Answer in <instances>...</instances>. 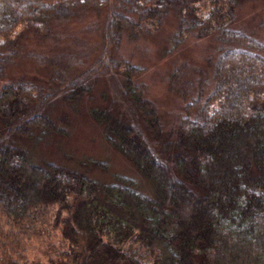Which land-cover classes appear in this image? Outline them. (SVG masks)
<instances>
[{"label": "trees", "instance_id": "trees-1", "mask_svg": "<svg viewBox=\"0 0 264 264\" xmlns=\"http://www.w3.org/2000/svg\"><path fill=\"white\" fill-rule=\"evenodd\" d=\"M241 1L0 0V209L9 221L20 227L56 206L74 264H264V39L238 29ZM102 8L104 52L170 12L178 16L175 36L216 46L207 58L211 76L184 63L170 73L167 88L184 115L169 135L132 65L120 91L135 120L91 112L151 195L127 177L107 184L64 165L35 163L12 141L36 144L61 134L45 114L47 103L59 95L76 102L105 68L117 75L120 63L107 53L77 75L56 63L45 93L1 70L24 42L46 43L55 20Z\"/></svg>", "mask_w": 264, "mask_h": 264}, {"label": "rangeland", "instance_id": "rangeland-1", "mask_svg": "<svg viewBox=\"0 0 264 264\" xmlns=\"http://www.w3.org/2000/svg\"><path fill=\"white\" fill-rule=\"evenodd\" d=\"M104 20V8L72 14L63 21L55 20L46 43L24 42L19 55H14L1 69L6 76L27 78L30 87L41 86V92L45 93L49 87L45 80L52 77L49 70L56 63L65 65L74 75L93 67L102 53L120 63L116 76L109 74L108 68L106 72H93L86 81L88 91L76 102L66 101L59 95L47 103L45 114L61 129V134L45 136L36 144L12 141L25 147L35 163L64 165L107 184L114 183L117 176L127 177L141 192L151 195L150 187L134 167L106 142L103 127L95 122L91 112L108 109L114 116L135 120L120 91L122 72L126 65H132L139 69L136 81L146 87V96L159 114L164 135H169L184 115L183 103L167 88L172 81L170 73L184 63L201 67L211 76L213 60L209 64L207 58L216 46L209 40L175 36L178 16L170 12L157 22L142 23L134 34L122 37L109 52H104L101 41ZM235 20L239 30L264 39V0H242ZM43 58L44 64L40 63ZM2 129L0 126V140L6 138ZM62 228L63 214H57L56 206L47 207L39 214L35 212L20 227L14 226L0 209V264H8L2 260L4 255L16 261H10L11 264H74L71 245L62 236ZM12 240L15 245H11Z\"/></svg>", "mask_w": 264, "mask_h": 264}]
</instances>
